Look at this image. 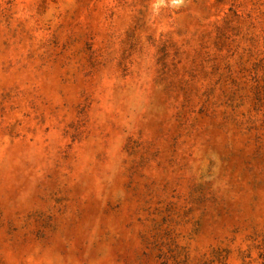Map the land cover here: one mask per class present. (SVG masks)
Instances as JSON below:
<instances>
[{
  "label": "rangeland",
  "instance_id": "obj_1",
  "mask_svg": "<svg viewBox=\"0 0 264 264\" xmlns=\"http://www.w3.org/2000/svg\"><path fill=\"white\" fill-rule=\"evenodd\" d=\"M0 264H264V0H0Z\"/></svg>",
  "mask_w": 264,
  "mask_h": 264
}]
</instances>
